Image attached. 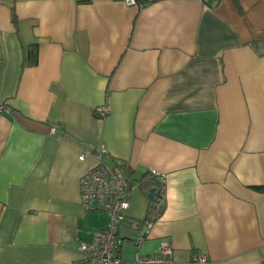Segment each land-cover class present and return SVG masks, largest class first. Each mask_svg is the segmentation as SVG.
<instances>
[{
	"label": "crops",
	"instance_id": "obj_1",
	"mask_svg": "<svg viewBox=\"0 0 264 264\" xmlns=\"http://www.w3.org/2000/svg\"><path fill=\"white\" fill-rule=\"evenodd\" d=\"M0 101V264H86L108 216L78 181L102 146L131 182L124 261L167 240L172 264H264V0H0Z\"/></svg>",
	"mask_w": 264,
	"mask_h": 264
},
{
	"label": "built area",
	"instance_id": "obj_2",
	"mask_svg": "<svg viewBox=\"0 0 264 264\" xmlns=\"http://www.w3.org/2000/svg\"><path fill=\"white\" fill-rule=\"evenodd\" d=\"M129 7H138L153 0H122ZM209 2L210 0H204ZM8 109L0 101V111ZM108 112L106 105L94 107V114L103 117ZM106 149L104 146L94 154L96 163L86 170L79 178L78 191L80 204L84 211H103L108 216V224L105 229L95 230L91 236L82 240L79 249L83 252L86 264H172L173 250L169 241L162 240L157 251L151 255L135 256L124 261L120 255L121 241L117 237L118 227L125 220V212L129 206L128 195L131 189L126 168L119 163H107L104 160ZM84 154L78 158L82 160ZM149 173L157 180L160 188H163L165 174L155 169ZM153 221L146 220L144 226L146 231L151 227ZM144 237L140 236L132 241L136 248L139 247ZM194 261L203 262L205 256H193Z\"/></svg>",
	"mask_w": 264,
	"mask_h": 264
},
{
	"label": "trees",
	"instance_id": "obj_3",
	"mask_svg": "<svg viewBox=\"0 0 264 264\" xmlns=\"http://www.w3.org/2000/svg\"><path fill=\"white\" fill-rule=\"evenodd\" d=\"M140 2L143 0H139ZM25 63L27 65H35L37 63V47L36 44H31L25 51V57H24ZM150 180L149 182L146 184V186L144 185L142 187V190L145 194V191L149 188H154L155 191V195L157 197V201H156V205L153 206V204L151 202L148 201V206L146 209V215L144 217V222L146 220H151V221H155L161 214L162 209H163V189L159 187V185L157 184V180L156 181H152L155 180V178L153 176L150 175ZM154 182V183H153ZM255 189H261V186H254Z\"/></svg>",
	"mask_w": 264,
	"mask_h": 264
},
{
	"label": "water",
	"instance_id": "obj_4",
	"mask_svg": "<svg viewBox=\"0 0 264 264\" xmlns=\"http://www.w3.org/2000/svg\"><path fill=\"white\" fill-rule=\"evenodd\" d=\"M155 189L154 188H149L145 191V196L148 199L149 202L153 204V206L156 205L157 197L154 193Z\"/></svg>",
	"mask_w": 264,
	"mask_h": 264
},
{
	"label": "rangeland",
	"instance_id": "obj_5",
	"mask_svg": "<svg viewBox=\"0 0 264 264\" xmlns=\"http://www.w3.org/2000/svg\"><path fill=\"white\" fill-rule=\"evenodd\" d=\"M134 184H136V182H133V185ZM137 185V184H136ZM136 187V186H135ZM142 221V222H141ZM141 221H139V223L141 222V223H144V220L142 219ZM123 251H124V258H128V257H132V255H128L129 253L128 252H130L131 251V245H129V244H123ZM141 252V251H140ZM128 255V256H126V255Z\"/></svg>",
	"mask_w": 264,
	"mask_h": 264
}]
</instances>
